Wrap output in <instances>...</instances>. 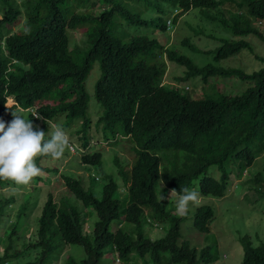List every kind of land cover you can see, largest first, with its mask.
Returning <instances> with one entry per match:
<instances>
[{
  "label": "trees",
  "instance_id": "obj_1",
  "mask_svg": "<svg viewBox=\"0 0 264 264\" xmlns=\"http://www.w3.org/2000/svg\"><path fill=\"white\" fill-rule=\"evenodd\" d=\"M144 1L151 11L145 8L142 16L124 0H0L3 93H12L22 107L33 106L43 116L36 120L25 111L21 113L24 118L45 131V139L52 132L46 120L61 122L65 127L91 120L100 138L117 143V136L127 137L132 143L130 150L137 155L131 162L116 154L111 158L117 175L129 187V204L119 213L108 198L104 202L85 198L82 205L66 207L50 193L44 199L40 197L39 188L24 196L16 219L7 224L0 239L6 241L0 249V264H197L196 249L176 242L178 223L168 235L154 242L150 239L145 225L162 222L167 212L166 199H159L149 183L161 177L168 191L179 192L184 187L191 189L193 180L199 178L204 195L220 197L231 176L241 179L257 158H264V55L256 54L252 42L246 39L255 36L264 42V0H161L185 10L189 18L184 25L194 33L193 40L201 35L206 43L214 44L201 49L183 37V46L198 53L197 57H207L202 65L182 50L165 46L163 36L155 39L138 35L141 30L168 31V7L153 6L155 0ZM179 14H184L183 10ZM20 16L21 21L17 18ZM175 19L177 15L173 23ZM15 20L19 21V33L9 36L10 42L27 41L21 55L22 71L14 65L10 70V59L3 56L1 47L6 25ZM207 23L219 28L208 29ZM76 31L83 34L78 43L73 42ZM242 50L263 65L247 72L220 63ZM167 60L184 67L175 77L181 83L163 82ZM92 71L99 77L91 94L85 81ZM197 77L202 86H196L195 91L181 85ZM230 77L247 82V87L242 92H230L233 95L221 92L223 79ZM171 152L180 154L181 167L175 177L167 173L168 169L177 171V158L169 157ZM43 157L48 156L36 158L37 166L45 174H55L57 168L42 165ZM161 160L162 175L158 171ZM167 161L170 168L165 165ZM210 166L220 171L219 179L207 175ZM113 176L109 174L108 178L112 180ZM42 179L46 178L37 176L36 182ZM65 180L75 192L77 181L69 176ZM4 181L0 180V185ZM244 183L249 184V192L264 197V169L253 174L252 184L249 180ZM107 189L109 197L116 199L115 190ZM12 200L0 198V218ZM212 216L211 207L199 208L194 214V227L208 233ZM240 242L241 264H264L263 241L255 247L251 237L245 235ZM68 244L82 246L84 254L80 259L68 254L62 263L60 255ZM200 251L202 261L217 260V248L205 246ZM26 252L38 255L15 262Z\"/></svg>",
  "mask_w": 264,
  "mask_h": 264
},
{
  "label": "clouds",
  "instance_id": "obj_2",
  "mask_svg": "<svg viewBox=\"0 0 264 264\" xmlns=\"http://www.w3.org/2000/svg\"><path fill=\"white\" fill-rule=\"evenodd\" d=\"M124 1L127 7L135 6L136 11L141 12L142 16H144V11L147 5L144 0H124ZM152 4L153 6L158 5L160 7L162 6L168 7V11L170 12L169 18L166 19L168 31L173 29V27L177 24V21L179 20L180 17H183L184 15H188L186 14L183 8H181L176 4H173L172 2L166 3L161 0H155L152 2ZM182 10L184 14H179ZM0 15H1L0 19H2V14L0 13ZM176 15H177V19H175L176 23H173L174 16ZM165 17L166 16H164V18ZM17 18L18 20L21 21V16ZM17 22L19 21L15 20V22L12 23L11 25H6L5 34L1 35V47L3 48V56H7L10 59L9 60V63L11 64L10 70H12L15 67L16 69L22 71L24 64L21 55L23 52V48L27 45V41L26 40L16 41L11 43L9 40V36H11L14 33H19L18 30L19 24H17ZM13 25H18V28L13 29ZM12 65H14V67H12ZM10 82L12 85L15 84L14 81H10ZM8 99H10L9 104H7ZM69 99L71 100L72 103H74V101L71 98ZM25 111H30L31 112L30 115L36 120H40L43 118V116L38 111H36L35 107L32 106L29 108H24L18 103V101L16 100L15 96L12 93H5V92L3 93V82L0 81V180H6L3 182V185L1 186H5L8 183H13L16 185H28L31 181L36 182L37 176L43 178L42 175L44 174V172H42V169L38 167L35 162L37 157L48 156V157H43L41 159L42 165L44 166H46V163L52 162L53 160L62 161L65 157H70V159L75 158L76 160H78L80 166L79 169L76 167L75 160H71L70 163L66 165L64 169L63 167L59 168L57 166H51L53 168L58 169V171L52 175H59L62 178L65 188L58 195H56L54 192H52L49 189V186L47 187V185H49L50 183V180L42 179L41 181L42 183L45 184L47 190L43 192V188L42 189L39 188L40 197H43L44 199L45 197H47L48 193H50L52 194L54 200L59 205L64 203L68 205L66 207H77L78 205H82V201L85 198H94L101 200L103 202L108 198L112 206L115 208V212L118 213L123 211L127 207L130 201L128 197V193H129L128 182L125 183L122 177L120 176V174L117 175L116 166L112 167L111 171L109 172V174L114 175L113 179L110 180L108 178L109 174L107 175L106 183L103 185L101 189L100 198L96 197L94 191L91 189V182L85 179L82 171L83 166L86 165H97V166L103 165V155L104 152L106 151L102 150V146L107 143H110V145L117 146L118 149H122L121 151L117 150L115 152H112L113 155L116 154L126 159L127 156L124 154V148L127 147L130 150L132 145L131 141H128L127 137H122L120 135L117 136V143H113L115 140H104L98 136L97 128H95L94 123L91 120L89 121L88 124H85V121L81 120L79 123L74 124L70 127L63 126L61 122L59 125L46 120V123L49 126L48 128H51L52 132L50 138L45 139L46 132L34 128L32 121L25 119L24 118L25 114L24 115L21 114ZM61 113L63 114L62 110ZM11 114L13 116L12 120L10 118ZM130 135L131 134H128V136ZM120 143H124V147H121ZM168 155L169 157H172L174 155L177 158L175 163L177 171H171L169 169L167 171V173L175 177L181 167L180 154H173L171 152L168 153ZM165 165H168V168H170L169 161H167ZM158 171L160 175L163 174L164 166L162 160L159 164ZM243 172L244 174L247 173L246 170H244ZM66 176L72 177L77 181L78 188L75 192H72L66 185V180H65ZM89 178H91L93 181H98L100 179L98 175L93 173L89 175ZM38 182L39 181H37L36 183ZM149 184L151 191H155L159 199L161 197H164L166 199L164 208L165 211L167 212V215H165L166 218L162 222L159 223L154 222V226L152 227L145 225L147 227L146 232L150 235V239H152L154 242L156 239L168 235L173 224L178 223L179 237L176 242L179 245L188 244L186 241L181 240V223L184 221L185 219L184 217L188 215L191 207H195V211L192 217L194 222V214L198 211L199 208L203 206L211 207L210 205L207 204L202 205L201 194L202 195L204 194L200 190V187H199L200 193L195 190H191L187 187L182 188L179 192H177L175 189L168 191V189L165 188L163 179L161 177L157 179H153ZM107 187H112L115 190L116 199L109 197V191ZM226 191L227 189L224 191L223 196H225ZM32 193H36V191L34 190V192ZM223 196L220 197L216 196V197L222 198ZM170 197H173L174 200L176 201L177 213L173 209L169 208L167 205V200ZM0 198H6V197H0ZM39 207H41V204ZM211 209L213 210L212 207ZM213 218H214V211H213L212 219L209 221V224L207 223L208 227L210 226ZM165 224L168 225V230H166L162 236H159L163 228H165L166 226ZM86 225L89 224L86 223ZM200 250L199 251L197 249L195 250L197 253L196 255L197 264H199L200 261L206 264L214 262V260L210 262L202 261L200 259V252H201ZM19 256L20 257H18L15 260V262L17 261L19 263L23 261H28L36 257L29 252L23 253ZM117 257L118 254L116 253L115 260L119 262V259Z\"/></svg>",
  "mask_w": 264,
  "mask_h": 264
},
{
  "label": "rangeland",
  "instance_id": "obj_3",
  "mask_svg": "<svg viewBox=\"0 0 264 264\" xmlns=\"http://www.w3.org/2000/svg\"><path fill=\"white\" fill-rule=\"evenodd\" d=\"M146 9L147 12L151 11L149 7ZM188 18V15L180 17L173 29L165 33L157 30H141L139 31L138 35L155 39L158 38V36H163L161 37V40L165 46L176 48L178 51L182 50L191 58H193L199 65H202L207 61V57H197L198 53L192 52L190 49L183 46L181 42L183 37L193 40L192 38L194 33L190 30H186V26L184 25ZM22 19L23 18L21 17V20ZM191 22L196 23V20L191 19ZM205 25H207L208 29L217 30L219 28L218 26L210 23ZM17 28L18 25H13V29ZM132 35H135V33L133 32ZM82 37V32L76 31L74 36L75 40L73 42L78 43ZM246 39L252 42L256 54L264 55V42L260 41L255 36H247ZM193 41L201 49H208L210 46L214 45L206 43V37L204 38L201 35H196ZM214 43L216 44V42ZM164 58L166 59L165 55ZM220 63L224 66L236 68L239 67L247 72L255 71L263 65L262 62L255 59L253 54L247 50H242L238 55L231 56L227 59H222ZM183 69V66L177 65L176 63L167 60V71L164 75L163 82L168 84L181 83L176 82L175 77L178 76ZM98 77L99 75H97V72L92 71L86 80V87L91 94L93 92L92 88L94 87V83ZM199 80L200 79L198 77L190 78L181 85H187L192 89L191 91H195L196 86H198V88L202 86ZM222 82L224 83L220 89L221 92H232L234 94L240 91L242 92L247 87H245V83L247 82H241L235 77L223 79ZM9 102L10 99L7 100V104H9ZM93 104L94 102L91 99V105ZM120 146L124 147V143H120ZM102 150L106 151L103 155L102 166L86 165L82 168L83 175L87 181L91 182V189L94 191L97 198L101 197V189L106 183L107 175L111 171L112 167H114L112 166L111 162V158L113 156L112 152L117 150L121 151L122 149H118L117 146L107 143L102 146ZM124 154L129 160L137 159V155H134V153L127 147L124 148ZM71 160H75L76 167L79 169L80 166L78 160L75 158L70 159V157H65L62 161L53 160L52 162L46 163V166H57L59 168L63 167L64 169ZM263 166L264 159L259 157L248 169L249 173L243 174L241 179L231 176L230 185H228L226 194L222 198L205 196L201 194L202 205H210L214 211V218L209 226L210 229L208 233H200L194 227L192 217L195 207H191L188 215L184 217L185 219L181 223V240L186 241L191 247L196 248L198 251L205 246H210L211 250L217 248V251L215 252L218 254V259L207 264H241L243 247L239 238L245 235L251 237L253 246L255 247L258 246L261 241L264 242V197H260L259 194L254 195L252 192H249L246 189L249 187V184L244 183L246 180H249L252 184L253 174L258 169H264ZM92 173L98 175L100 179L98 181H93L91 178H89V175ZM207 175L219 179L220 172L216 166H210ZM42 177L50 180V183L47 185V187L49 186V189L56 195H58L65 188L62 178L59 175H48L44 173ZM47 187L44 183H42V181H39L38 183L31 181L28 185H16L13 183H8L5 186L0 185V197H13V200L9 201L4 207L3 216L0 218V239L5 235L7 224L16 219L19 206L21 203L25 202V197L34 192L36 188H43V192H45ZM191 190H195L200 193L199 178H195L193 180ZM28 200L32 204L33 198L29 197ZM167 205L176 212V201L173 197H170L167 200ZM4 223H6V225ZM88 224H90V222ZM165 225V228H163L159 236H162L165 231L168 230V225ZM5 244L6 241L1 240L0 249H2ZM64 249L65 251L62 253L60 258L62 263L65 261V258L68 254H72L77 259H80L84 254L82 246L77 244H68ZM36 255L37 252H34L33 256ZM106 258L110 259V256L107 255ZM115 262L118 263L117 260H115ZM199 264L206 263H202L200 261Z\"/></svg>",
  "mask_w": 264,
  "mask_h": 264
}]
</instances>
